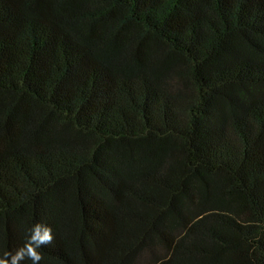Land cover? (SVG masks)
Here are the masks:
<instances>
[{
  "label": "trees",
  "instance_id": "1",
  "mask_svg": "<svg viewBox=\"0 0 264 264\" xmlns=\"http://www.w3.org/2000/svg\"><path fill=\"white\" fill-rule=\"evenodd\" d=\"M37 223L39 264H264V0H0V258Z\"/></svg>",
  "mask_w": 264,
  "mask_h": 264
},
{
  "label": "clouds",
  "instance_id": "2",
  "mask_svg": "<svg viewBox=\"0 0 264 264\" xmlns=\"http://www.w3.org/2000/svg\"><path fill=\"white\" fill-rule=\"evenodd\" d=\"M53 239L51 227L37 223L28 230L24 245L15 254L5 253V257L0 258V264H19L25 258L31 260L32 264H39L43 255L38 250Z\"/></svg>",
  "mask_w": 264,
  "mask_h": 264
}]
</instances>
